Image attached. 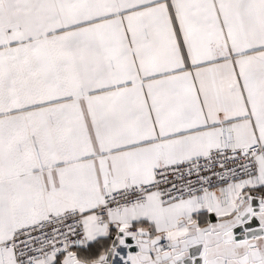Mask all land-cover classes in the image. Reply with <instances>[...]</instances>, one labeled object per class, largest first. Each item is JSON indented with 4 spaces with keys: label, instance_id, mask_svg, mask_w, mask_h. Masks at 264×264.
<instances>
[{
    "label": "snow or ice",
    "instance_id": "6c2138e0",
    "mask_svg": "<svg viewBox=\"0 0 264 264\" xmlns=\"http://www.w3.org/2000/svg\"><path fill=\"white\" fill-rule=\"evenodd\" d=\"M0 264H264V0H0Z\"/></svg>",
    "mask_w": 264,
    "mask_h": 264
}]
</instances>
